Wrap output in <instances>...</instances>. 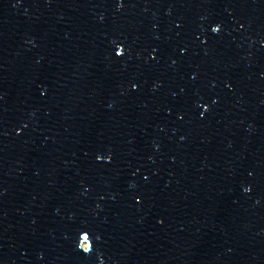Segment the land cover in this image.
<instances>
[{"label":"water","instance_id":"1","mask_svg":"<svg viewBox=\"0 0 264 264\" xmlns=\"http://www.w3.org/2000/svg\"><path fill=\"white\" fill-rule=\"evenodd\" d=\"M0 264H264V0H0Z\"/></svg>","mask_w":264,"mask_h":264}]
</instances>
